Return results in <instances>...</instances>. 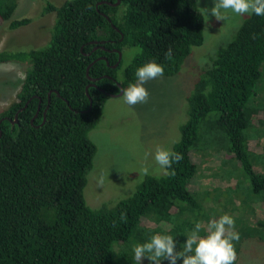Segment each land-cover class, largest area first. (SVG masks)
Here are the masks:
<instances>
[{
    "label": "trees",
    "instance_id": "trees-1",
    "mask_svg": "<svg viewBox=\"0 0 264 264\" xmlns=\"http://www.w3.org/2000/svg\"><path fill=\"white\" fill-rule=\"evenodd\" d=\"M43 1L44 11L55 12L49 41L25 51L0 50V63L27 65L17 100L0 111V264L123 262L125 254L120 251L116 260L113 245L132 237L146 241L144 219L174 224L180 214L199 208L188 189L198 171L191 151L212 144L213 131L237 163L229 193L237 199L233 192L246 190L238 206L233 197V206L224 205L222 212L232 215L240 237L264 241V212L251 223L239 209L247 199L252 211L256 201L264 203V120L254 98L264 62V16L246 17L196 81L172 148L183 157L167 170L174 175H148L132 195L94 208L83 189L97 152L89 132L104 103L119 92L117 83H136L137 68L147 62L161 64L163 76L177 73L192 47L203 42L204 16L197 0H119L115 6L109 2L117 0H66L59 6ZM15 8L16 0H0V19L10 20L11 29L31 21L11 19ZM126 46L140 51L120 71L121 59L111 65ZM253 131L261 152L250 148Z\"/></svg>",
    "mask_w": 264,
    "mask_h": 264
},
{
    "label": "rangeland",
    "instance_id": "rangeland-1",
    "mask_svg": "<svg viewBox=\"0 0 264 264\" xmlns=\"http://www.w3.org/2000/svg\"><path fill=\"white\" fill-rule=\"evenodd\" d=\"M48 1L59 6L66 0ZM213 4L214 0H197V7L204 16L203 42L192 47L177 73L151 80L145 85L150 93L147 103L130 106L124 102L122 95L109 97L104 103L96 126L89 132L97 152L83 189L88 206L95 208L105 203H111L112 206L118 200L132 195L146 177L140 174L142 167H148L150 175L165 173L154 160L156 147L172 150L179 141L181 127L188 118V97L196 81L203 70L211 65L218 49L227 45L242 21L249 16L229 13L226 20H218L207 14ZM44 6L43 0H16L11 19L28 17L31 21L25 26L11 29L10 20L0 19V50L25 51L45 45L51 36L55 12L44 11ZM139 51L137 46L122 48L120 71ZM26 68V64L18 62L0 63V111L17 100ZM261 71L254 98L260 108L258 116L264 120V62ZM218 134L212 132V144L207 148L191 151V159L198 171L189 181L188 189L196 194L200 209L185 211L174 224L154 223L144 219L146 230L150 232L146 241L141 234L142 237H132L123 245L122 242L113 245L116 260L120 251L125 254L124 261L119 264H128L129 258H133L131 264H140L134 259V246L148 242L156 234L173 236L179 250L196 223L206 226L210 220L224 214L223 207L233 206L230 200L233 197L235 199V196H231L227 188L230 185L235 187L234 168L237 163L226 153L223 140L217 137ZM257 134L255 131L249 134V145L255 152H261L262 146L257 142ZM237 192L234 191L233 195L238 200L239 195L246 194V190L237 189ZM234 199L233 203L238 206L239 202ZM255 203L258 205L253 211L249 204L254 203L248 199L244 208L239 206L244 212V218L251 223H254L256 217H262L264 212V203ZM227 214L232 216L228 211ZM239 226L244 229V225ZM235 231L238 232L236 227ZM205 234L202 229L200 235ZM233 243L237 248L235 264H264V241L251 236L240 237L239 241ZM141 264H149L148 259L143 258ZM161 264H168V261L163 259ZM177 264H182V261L178 260Z\"/></svg>",
    "mask_w": 264,
    "mask_h": 264
},
{
    "label": "clouds",
    "instance_id": "clouds-1",
    "mask_svg": "<svg viewBox=\"0 0 264 264\" xmlns=\"http://www.w3.org/2000/svg\"><path fill=\"white\" fill-rule=\"evenodd\" d=\"M238 16L255 14L264 16V0H214L213 6L207 10V14L218 20H226L228 14ZM168 49L166 56H171ZM137 82L121 89L124 102L130 106L145 104L149 101L150 93L145 85L151 81L163 77L164 67L155 61H150L137 68L135 72ZM206 94V93H204ZM183 159L182 154L172 151L170 148L157 146L154 152L156 164L165 174L171 169L173 163H179ZM140 174L150 175L148 167H142ZM126 213L121 212V222H126ZM206 232L201 236V230ZM183 247L177 250V241L171 235L156 234L148 242L137 244L133 248L134 259L141 261L147 258L149 264H161L163 259L168 264H235L237 253L233 241H239V233L235 231V220L228 214L221 215L218 219H212L206 226L196 223L194 230L188 234Z\"/></svg>",
    "mask_w": 264,
    "mask_h": 264
},
{
    "label": "water",
    "instance_id": "water-1",
    "mask_svg": "<svg viewBox=\"0 0 264 264\" xmlns=\"http://www.w3.org/2000/svg\"><path fill=\"white\" fill-rule=\"evenodd\" d=\"M119 3V0H117L115 3H110L109 2V4L110 5H117ZM105 17L107 18V20H109L110 21V18L107 16V15H105ZM113 26V25H112ZM101 58H105V57H101ZM120 59H121V53L120 52H118V60H117V62L115 63V64H113V65H111L112 67H116V65L119 63V61H120ZM91 65V64H90ZM89 65V66H90ZM89 66L87 67V70L89 69ZM118 84V86H119V92L118 93H114V94H110V96H112V97H116V96H120V95H122L121 94V89H123V87L119 84V83H117ZM89 85H94L93 83H91V84H89ZM102 91H104L103 89H101ZM91 105H92V100L90 99V104H89V108L88 109H90L91 108ZM26 106V104L24 105V107ZM36 115V114H35ZM16 117H17V114H15V119H14V121H12V122H16L17 121V119H16ZM45 118H43V120H44ZM0 135H1V130H0Z\"/></svg>",
    "mask_w": 264,
    "mask_h": 264
},
{
    "label": "flooded vegetation",
    "instance_id": "flooded-vegetation-1",
    "mask_svg": "<svg viewBox=\"0 0 264 264\" xmlns=\"http://www.w3.org/2000/svg\"><path fill=\"white\" fill-rule=\"evenodd\" d=\"M36 115H37V114H36ZM36 115H35V116H36Z\"/></svg>",
    "mask_w": 264,
    "mask_h": 264
}]
</instances>
